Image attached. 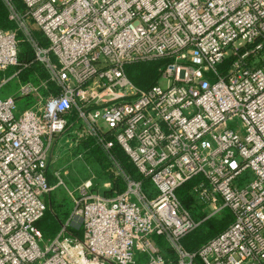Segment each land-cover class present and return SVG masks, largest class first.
Masks as SVG:
<instances>
[{"label": "built area", "instance_id": "obj_1", "mask_svg": "<svg viewBox=\"0 0 264 264\" xmlns=\"http://www.w3.org/2000/svg\"><path fill=\"white\" fill-rule=\"evenodd\" d=\"M2 1L15 26L0 27V72L17 63L20 31L48 77L0 96V264H193L179 238L199 221L176 196L188 180L205 217L232 214L197 250L202 263L264 264V0H21L24 13ZM161 56L165 87L130 83L124 63ZM27 96L37 98L16 114ZM64 133L92 138L122 189L99 190L92 173L44 240L35 222L61 183L45 170ZM114 143L140 178L120 167Z\"/></svg>", "mask_w": 264, "mask_h": 264}, {"label": "trees", "instance_id": "obj_2", "mask_svg": "<svg viewBox=\"0 0 264 264\" xmlns=\"http://www.w3.org/2000/svg\"><path fill=\"white\" fill-rule=\"evenodd\" d=\"M16 7V9L20 13H24V4L21 0H11ZM26 17V16H25ZM26 19L30 20L29 17H26ZM15 26V23L10 20L7 16L6 7L3 4L2 0H0V27L8 29L13 28ZM21 33L20 31H18ZM32 37L35 38L42 46L47 45V41L42 35L40 31L36 33L31 30ZM41 34V35H40ZM21 49L18 53V60L17 63L9 68L7 71L15 72L14 75L17 77L20 81H33L36 80L37 75L39 78H43V80L47 79V72L44 68V66L35 58V55L33 53V50L29 44V42L26 39H22L20 41ZM229 59V58H228ZM228 59L224 63H227ZM169 61V58L167 56H161L156 57L148 60H137L132 62H126L123 64V71L127 78L130 80V82L136 87V88H148L152 84L156 82L158 77L160 76V73L166 63ZM223 63V64H224ZM4 72H0V80L3 78L1 74ZM34 74V78H30V76ZM49 85L51 83L47 81ZM89 140H85L80 143V146L82 148H88L87 151L88 156H90L98 161V164L100 167H103L102 169L106 172V175L108 176V179L111 181V186L108 190V192H111V190H120L122 189V183L120 179L115 176V174L108 168V160L106 158V155L100 151L99 149H96L93 144L88 142ZM115 157V159L118 161L120 167L125 171L131 174L134 178L138 179L140 178V175L136 172L135 167L132 165V163L129 161L128 156L124 152V150L117 144L114 143L112 147L109 150ZM48 167V164H47ZM45 170V174L47 177L48 182L50 183L49 174L47 171V168ZM144 183H146V180H143ZM192 180H188L183 182L177 189H176V196L179 199L181 205L183 208H185L189 214L195 218L198 219L195 214V211L197 209L194 204H192V197L188 193V189L192 185ZM144 185V184H143ZM199 208V207H198ZM68 210L62 214L61 207L58 203L55 202V199L52 198L50 193L47 194V202H46V209L43 212L42 216L38 218L35 222V225L41 230L43 238L48 239L51 238L56 234V232L59 230L60 226L63 223L64 218L67 216ZM201 220V219H200ZM232 220V214L229 210H223L222 214L220 216L216 217H205L202 216V220L198 223V225L182 235L179 238V244L181 247L190 253H195V255L192 258L193 264H203L200 258L197 256L196 252L201 246L203 242H205L210 237L216 235L220 231H222ZM72 236H74L77 239L81 238V229L80 228H71L68 231ZM159 241L160 248H164L166 250L165 255L174 257V252L172 248L165 242L157 238ZM164 250V251H165Z\"/></svg>", "mask_w": 264, "mask_h": 264}, {"label": "rangeland", "instance_id": "obj_3", "mask_svg": "<svg viewBox=\"0 0 264 264\" xmlns=\"http://www.w3.org/2000/svg\"><path fill=\"white\" fill-rule=\"evenodd\" d=\"M24 22L26 23L28 28H30V31L32 30L33 32L35 31L36 33H38L39 30L34 26L32 21L24 18ZM19 36L23 40L25 39L22 33H19ZM20 49H21V45H19V50ZM14 73L15 72H11L9 70L1 74L3 78H6V81L0 84L1 97L8 94H13V93L15 94L19 85L18 84L19 79L15 77ZM35 76L37 77V79L31 82L37 85L40 80H43V78H39L37 75ZM30 78L31 79L34 78V74H32ZM155 83H158L161 87H165L167 84V80L159 76ZM47 88H51V85L48 84ZM43 91L44 90H41V92ZM34 98L37 97L36 96L17 97V110L15 113L17 114L21 110L29 108L31 103L35 101ZM81 142L82 139L75 141L74 138H70V135L68 136L66 133H64L62 135H57L53 138V141L49 149L47 171L50 178V184L54 185L57 183L58 180H61V183H58L48 193H50L52 198L55 199V202L60 205L62 214L68 210V214H66L67 216L64 218L63 222L69 216L72 207L69 191L72 190L76 185H78L82 180L88 178L92 173H94L96 175V182L99 190L105 192L111 186V183L107 184L108 176L106 175V172L102 169L103 167L99 166L98 161L91 157L92 155L90 156L89 154L88 156L87 154L88 152L84 151V148L80 146ZM88 142L92 144L93 139L89 138ZM94 147L98 149L96 146ZM146 184L147 182L144 183V186ZM147 186L148 185H146L145 187ZM47 194L44 197L45 202H47ZM192 204L196 206L194 207V210L195 208L197 209V211H195V214H197L196 216L199 217L197 220L200 222L202 220V216H206L209 211L207 209L202 210L200 209V207L198 208V206L194 201H192ZM224 210H228V209H224ZM222 212L223 211L210 216L211 217L220 216ZM72 224L76 226L78 224V218H74ZM157 238L164 241L161 237H155L156 240ZM157 242L159 244L158 240ZM160 249L164 254L166 253V250L164 248H160Z\"/></svg>", "mask_w": 264, "mask_h": 264}, {"label": "crops", "instance_id": "obj_4", "mask_svg": "<svg viewBox=\"0 0 264 264\" xmlns=\"http://www.w3.org/2000/svg\"><path fill=\"white\" fill-rule=\"evenodd\" d=\"M72 117H74V116H72ZM87 149H88V148H84V151L87 150Z\"/></svg>", "mask_w": 264, "mask_h": 264}]
</instances>
